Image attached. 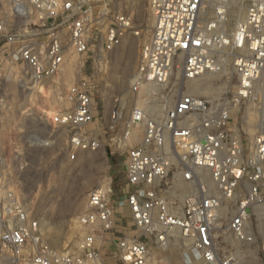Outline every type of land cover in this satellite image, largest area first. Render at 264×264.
<instances>
[{"label": "built area", "instance_id": "built-area-1", "mask_svg": "<svg viewBox=\"0 0 264 264\" xmlns=\"http://www.w3.org/2000/svg\"><path fill=\"white\" fill-rule=\"evenodd\" d=\"M136 1L0 0V60L15 63L36 84H60L67 57L77 58V78L58 91L67 106L43 118L65 133V159L105 146L125 156L121 196L114 198L105 177L77 219L83 235L58 250L43 239L9 181L11 157L0 154V252L12 264H107L110 246L116 264H152L150 245L165 250L175 241L200 264H240L230 244L255 243L251 220L260 216L264 223V132L248 144L230 121L264 74V0H146L152 23L129 77L134 100L127 108L115 101L105 120L93 80L82 70L87 60L140 35ZM204 75L223 77L219 96L184 91ZM146 87L157 88L149 101L169 104L158 119L136 101ZM1 117L0 111V127ZM180 183L188 190L181 199ZM229 204L234 210L224 218ZM119 208L127 209L130 229L115 238Z\"/></svg>", "mask_w": 264, "mask_h": 264}, {"label": "rangeland", "instance_id": "rangeland-1", "mask_svg": "<svg viewBox=\"0 0 264 264\" xmlns=\"http://www.w3.org/2000/svg\"><path fill=\"white\" fill-rule=\"evenodd\" d=\"M134 7L135 25L141 31L140 35L127 36L117 49L104 58L96 56L87 60L82 70L93 80L97 93L96 103L104 112L105 120L108 109L115 101L122 99L127 108L134 100L127 93L129 77L152 23L146 0H137ZM66 60L60 84L55 79L36 84L15 63L0 60V154L6 158L11 157L9 181L17 189L24 208L39 221L43 239L58 250L74 245L83 235L77 219L86 210L89 191L97 187L105 177H111L114 198H119L125 180L123 154L105 146L95 152L79 154L74 162H69L65 159V133L43 120L47 110L67 106L60 102L58 91L75 81L78 70L77 58L69 55ZM98 61L101 64L93 68L92 64ZM211 78L210 83L214 88L226 84L222 76L213 75ZM187 84L184 86L186 93L190 92ZM144 95L139 93L136 101L139 107L146 109V104L152 101H149V95ZM157 104L162 110L151 115L156 119L161 117L163 109L169 105ZM252 120L256 121L257 126L249 129L248 122ZM230 124L248 144L254 135L264 132V81H257L253 98L240 104L238 110L233 112ZM32 142L36 144L33 146ZM177 189V198L181 199L188 193L186 189ZM223 208L222 216L225 218L234 210V205L229 204ZM119 219L121 221L115 224V238L130 229L129 221L123 217ZM251 221L255 243L249 246L236 243L230 245L240 264H264V229L260 231L258 228L259 221L263 222L261 219ZM108 250L115 254L113 246ZM187 255L188 251L183 245L169 244L165 250L150 245L152 264H200L197 261L192 263L193 260L189 263ZM0 264H12L5 250L0 252Z\"/></svg>", "mask_w": 264, "mask_h": 264}, {"label": "bare ground", "instance_id": "bare-ground-1", "mask_svg": "<svg viewBox=\"0 0 264 264\" xmlns=\"http://www.w3.org/2000/svg\"><path fill=\"white\" fill-rule=\"evenodd\" d=\"M235 15H237V18H240L242 16V14L240 12H238V11H235ZM212 76L213 75H204V76H201V77H197V78H195V79H193L191 81H188L187 86H188V90H190V92H187V94H189L191 96H194V97H205L206 95L208 97H210V96L213 97L215 95L217 96L222 90L225 89V83L223 85L219 86V87H215V88L212 87V85H211L212 83H210V80L212 79L211 78ZM215 77H216V75H215ZM260 81H262V83H263V81H264V74L261 76ZM154 91H157V88H154V87H146L144 90H142L140 92V94H143V95L145 94V95L148 96L150 93H153ZM144 101H145V99H144ZM151 101H150L151 103H150L149 106L146 104V109L150 113H152V114H156V113L160 112L162 110L161 109V106L155 104L154 103L155 102L154 100H151ZM167 102L169 103L170 101L168 100ZM256 126H257L256 121L252 120V121H249L248 122V128L249 129H253ZM35 144H36L35 142H32L31 143V145H33V146ZM204 181H205L206 185L208 186V188L211 190L212 189V183L210 182V180L208 178H206L205 175H204ZM179 187L181 189H186L184 187V185L181 184V183L179 184ZM223 211H224V209L221 210V213H223ZM258 219H261L260 216L258 217ZM258 228H259L260 231H262L264 229V223H261L259 221ZM172 244H176L177 245V244H179V242L178 241H175ZM187 258L190 259L191 262L193 260L194 262H192V263H195L196 262L192 255H187Z\"/></svg>", "mask_w": 264, "mask_h": 264}, {"label": "crops", "instance_id": "crops-1", "mask_svg": "<svg viewBox=\"0 0 264 264\" xmlns=\"http://www.w3.org/2000/svg\"><path fill=\"white\" fill-rule=\"evenodd\" d=\"M122 217L123 218H127V209H123V208L116 209V216H115L116 223L120 222L121 219H119V218H122ZM128 225H130V222L128 223ZM108 251H107V254L109 255V253H111L110 255H112V256H110L108 258H105L106 259V263L107 264H116L115 256H114L115 254H113L112 252H108Z\"/></svg>", "mask_w": 264, "mask_h": 264}]
</instances>
